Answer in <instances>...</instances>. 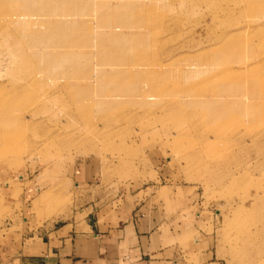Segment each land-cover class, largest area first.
I'll use <instances>...</instances> for the list:
<instances>
[{
  "label": "rangeland",
  "instance_id": "1",
  "mask_svg": "<svg viewBox=\"0 0 264 264\" xmlns=\"http://www.w3.org/2000/svg\"><path fill=\"white\" fill-rule=\"evenodd\" d=\"M135 204L264 264V0H0V251Z\"/></svg>",
  "mask_w": 264,
  "mask_h": 264
},
{
  "label": "crops",
  "instance_id": "2",
  "mask_svg": "<svg viewBox=\"0 0 264 264\" xmlns=\"http://www.w3.org/2000/svg\"><path fill=\"white\" fill-rule=\"evenodd\" d=\"M135 206L109 214L89 206L62 225L5 247L0 264H196L161 246L154 220Z\"/></svg>",
  "mask_w": 264,
  "mask_h": 264
}]
</instances>
